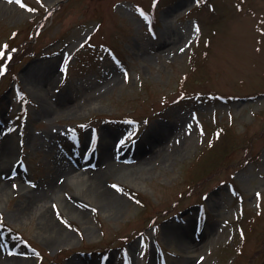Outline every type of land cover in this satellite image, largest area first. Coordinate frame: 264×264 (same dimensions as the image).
<instances>
[{
	"label": "rangeland",
	"instance_id": "1",
	"mask_svg": "<svg viewBox=\"0 0 264 264\" xmlns=\"http://www.w3.org/2000/svg\"><path fill=\"white\" fill-rule=\"evenodd\" d=\"M24 3L0 0V264H264V0Z\"/></svg>",
	"mask_w": 264,
	"mask_h": 264
},
{
	"label": "bare ground",
	"instance_id": "2",
	"mask_svg": "<svg viewBox=\"0 0 264 264\" xmlns=\"http://www.w3.org/2000/svg\"><path fill=\"white\" fill-rule=\"evenodd\" d=\"M34 79H37V78L34 77ZM37 82H39V80H37L36 83ZM0 137H1L0 142L2 140L4 141L3 136L0 135ZM4 144L5 143L0 144V159H2L5 156L4 149L2 148ZM107 146L105 147V150L103 151V153H101V155L99 157V159L102 162V163H100V165L101 164L104 165V168L101 169V167H100V168L96 169L97 173L96 172L95 173H90V176L88 177L89 184H90L88 186L92 189V191H94L99 196L107 195L110 192V189L108 187H106L102 183L101 177L115 165V162L112 160L113 158H115V156H114L115 154L113 153V151L107 150ZM2 161H3V159H2ZM7 165L8 164L5 163V162L4 163L3 162L0 163V185L3 184V186H5V182H6V179H7L5 171L7 169H11L10 167H6ZM69 171L70 170H68V171H64V170H60L59 171L58 170L55 173H53V175L50 178V180L45 184V187H41L40 190L37 191L38 193H36L34 191V189L33 190L31 189V192L29 190H27L29 192H28V195L26 196V199H25L26 200V206L35 207V208H37L38 210L41 211L40 213H41V216L43 218L48 217V214H47V211H48L47 209L48 208L45 207V200L44 199H46V195L49 193V189L48 188H51L53 194H54V192H56V189H57L56 185L58 184L57 183L58 181L55 179V176L56 175H60V176H64L65 175V177L67 176L71 181H75L76 182V181L79 180L77 174H72V173L70 174ZM19 176H21V173L19 174ZM62 179H63V177L59 178V180H62ZM82 186H84V183L82 184ZM50 229H51V227H50Z\"/></svg>",
	"mask_w": 264,
	"mask_h": 264
},
{
	"label": "snow or ice",
	"instance_id": "3",
	"mask_svg": "<svg viewBox=\"0 0 264 264\" xmlns=\"http://www.w3.org/2000/svg\"><path fill=\"white\" fill-rule=\"evenodd\" d=\"M16 2L19 3V4H22V6L25 7V8H29L30 7L28 4L24 3V0H16ZM42 2H43V0H41V3ZM196 2L200 3V0H196ZM153 3L155 4L156 0H153ZM136 7H137V11H139L141 13V15H144V10L142 8H140L138 5ZM32 10H35V9H32ZM197 30H199L198 26H197ZM262 30H264V29H262ZM152 34L155 35L154 32ZM8 49H9V45L7 43H4L2 46H0V58H4L5 61L11 60V58H12V50H8ZM181 51H183V49H181ZM5 70H6L5 69V65L3 63H0V72H3ZM125 75H126V78H127V74H125ZM121 143H123V141H121ZM28 183L32 184L34 182L30 180V181H28ZM13 187H17V185H13ZM0 218H2V216H0ZM65 223H67L66 220H65ZM69 226H71V225H69ZM25 243H27V241H25ZM140 255L143 256L144 252L141 251ZM200 259L202 260L203 257H201Z\"/></svg>",
	"mask_w": 264,
	"mask_h": 264
},
{
	"label": "trees",
	"instance_id": "4",
	"mask_svg": "<svg viewBox=\"0 0 264 264\" xmlns=\"http://www.w3.org/2000/svg\"><path fill=\"white\" fill-rule=\"evenodd\" d=\"M29 46V44L28 43H24V44H22V52H24L25 50H26V48ZM21 52V53H22ZM15 56V58L16 59H18V57H19V52L18 51H16V52H12V57H14ZM15 59V60H16ZM13 60H14V58H13ZM8 61V60H7Z\"/></svg>",
	"mask_w": 264,
	"mask_h": 264
}]
</instances>
